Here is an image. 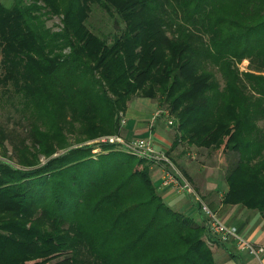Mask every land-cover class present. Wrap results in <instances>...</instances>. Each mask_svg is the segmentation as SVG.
Here are the masks:
<instances>
[{"label": "trees", "instance_id": "trees-1", "mask_svg": "<svg viewBox=\"0 0 264 264\" xmlns=\"http://www.w3.org/2000/svg\"><path fill=\"white\" fill-rule=\"evenodd\" d=\"M95 8L122 27L94 32ZM263 52L264 0L0 1V86L27 124L14 140L0 126L12 152L0 161V264H217L205 223L166 205L150 160L83 143L118 134L133 96L157 99L174 147L228 154L221 202L264 219V63L238 69Z\"/></svg>", "mask_w": 264, "mask_h": 264}, {"label": "crops", "instance_id": "crops-1", "mask_svg": "<svg viewBox=\"0 0 264 264\" xmlns=\"http://www.w3.org/2000/svg\"><path fill=\"white\" fill-rule=\"evenodd\" d=\"M125 111L126 123L123 126V134L127 138L150 137L154 145L162 152L168 153L176 166L182 169L185 165L189 169L188 184L190 191L178 193L172 189H158V192L171 209L182 212L198 224L205 223L204 214L198 208L195 197L201 199L213 212L220 216L222 221L229 226L235 227L238 232L250 242L264 247V219L256 211L248 209L241 204H223L222 198L226 193L224 174L217 167L209 165H191L182 156L183 153L176 152L169 128L162 119L154 123L150 129L148 120L151 110L156 109L155 104H148L144 100H136L127 107ZM188 154V153H187ZM193 159V157H192ZM161 169L153 167L151 178L158 187L160 183ZM187 180V181H188ZM208 241L211 245L217 264H264V253L260 257L253 256L245 251L236 250L231 243L221 244L213 235Z\"/></svg>", "mask_w": 264, "mask_h": 264}, {"label": "rangeland", "instance_id": "rangeland-1", "mask_svg": "<svg viewBox=\"0 0 264 264\" xmlns=\"http://www.w3.org/2000/svg\"><path fill=\"white\" fill-rule=\"evenodd\" d=\"M3 3H8L9 0H0ZM60 24L59 22V18L58 17H53L50 20L47 21L46 25L49 27H53V28H57L56 26H58ZM89 26H91L92 30L94 32H96L97 34L99 33H104L105 35L109 36L111 35L112 32H117L119 30V28L122 27V24H119V27L117 25H115L107 16V14L99 8H95L94 10H92V13L90 15V19L88 22ZM110 40V39H109ZM262 63H264V52L263 55L258 56L257 58H252L251 62L249 59H244L239 65H238V69L240 73L246 72L249 68H257V66H261ZM264 75V73H263ZM215 77L218 80V82L220 84H222V79L220 77V75L218 73L215 72ZM136 100H144L146 101V103L148 104H155L156 105V109L151 110V115L150 118L148 120V127L151 129L154 126V123H156L157 120L162 119L163 123H166L167 127L169 128L170 132L172 133L171 137L172 139L175 138L176 136V126L174 123V117H173V122L171 124L170 119H172V117L169 115L165 116V112L166 110H164V105H161L160 103H158L157 99H152V98H148V97H143L141 94L139 95H135L133 96L128 102H127V107L129 105H131L132 103H134ZM19 109L21 108L18 104V102L13 105V95H12V90H11V86H0V126L3 127V131L6 135L11 136V134L13 135V137L11 138L12 140H14L16 138V136H24V132H25V127H27V124L25 122H22L20 119V115L22 114V111H20ZM128 109V108H127ZM126 109V110H127ZM125 110V111H126ZM125 111L124 112H120L119 113V129H118V134L116 133H111V134H104V135H100L94 139H91L83 144L85 145H93V149H92V153L93 155H95V157H97V155H100L102 153L107 152L105 150V148L110 147L109 145H111L113 147V149L115 151H120L122 153H127L126 150H124L123 148H121L120 145L116 144V143H108V138L110 136H115L118 135L123 141L129 142L132 140H136V139H149L150 143L152 145V148L154 149L155 152L158 153H163L161 150L157 149L154 145V142L152 140V138L150 137H132V138H127L126 136H124L123 134V126L125 124H123L122 126H120V119L123 117L124 119H126L125 116ZM156 111H161L159 113V115L157 117H155V119L152 121L151 117L152 115L156 112ZM164 112V113H163ZM126 123V122H125ZM262 122L258 121L257 125H261ZM70 131V132H69ZM65 130V137L67 139L68 142L70 143H74V138L75 135L73 134L72 129L71 130ZM10 139L8 138V140L4 141V143L2 144V147L0 148V161H5V162H9L7 157H3V152H7V156H11V144H10ZM108 144V146H107ZM176 148V147H175ZM178 151V153H183L182 156H184L187 159V162H190L191 165L194 166H199V165H209V166H215L219 169V171H221V174H225V172L227 171L228 168V164H229V158H226L228 154H226V156H219L218 157V150L215 152H210L208 154L205 155L204 151L203 153H200L198 148L194 147V146H188L185 142L181 141L178 145V147L176 148V152ZM213 151V150H211ZM61 151H58V153H61ZM58 153H55L53 156L58 155ZM165 153V152H164ZM188 153V154H187ZM168 156V154H167ZM193 157V159H192ZM40 160L42 162L45 161L44 157H41ZM228 161V162H226ZM147 164L149 165L150 169H152L153 167H159L161 169V178H160V183L158 185V187L155 185L157 191L158 189H172L176 192V189L171 187V186H165L163 185L162 182V176H163V167H167L166 163L164 161H159V162H147ZM172 166L174 167L173 171L172 169H170L172 172H176L178 174V176H180L184 181L189 182L188 180V173H189V169L187 167H189V165L187 164V166L184 163L185 168L182 169L181 167L179 168L178 166H176L173 161H172ZM14 165V164H13ZM16 166V165H15ZM18 167V166H17ZM151 172V170H150ZM151 174V173H150ZM188 180V181H187ZM190 186V185H189ZM190 189V187H189ZM159 193V192H158ZM160 195V194H159ZM198 208L200 209V207L198 206ZM201 211V210H200ZM220 217V216H219ZM221 219V218H220ZM222 220V219H221ZM223 244V243H221ZM210 245V244H209ZM211 247V245H210ZM213 252V251H212ZM214 255V254H213ZM63 255H60L58 257H56L54 259V262L57 260H60V258H62ZM215 258V257H214Z\"/></svg>", "mask_w": 264, "mask_h": 264}, {"label": "built area", "instance_id": "built-area-1", "mask_svg": "<svg viewBox=\"0 0 264 264\" xmlns=\"http://www.w3.org/2000/svg\"><path fill=\"white\" fill-rule=\"evenodd\" d=\"M161 111H156L151 120L153 121L155 117L159 115ZM164 113V112H163ZM167 112H165V116ZM126 119L123 117L120 119V126L125 124ZM108 143H116L121 146L127 153L135 155L139 158H145L152 162L164 161L167 167H163L162 182L165 186H171L176 189V192L183 193L189 192V184L184 181L176 172H172L170 169L174 170L172 162L166 156V154L155 152L152 148L149 139H136L129 142L123 141L118 135L110 136L108 138ZM195 202L200 207L201 212L205 217V225L208 229L210 235L215 236V238L220 243H231L233 247L238 251H245L253 256L260 257L264 253V247L256 245L244 236H242L238 230L233 227L226 225L217 215L213 212L200 198L195 197Z\"/></svg>", "mask_w": 264, "mask_h": 264}]
</instances>
